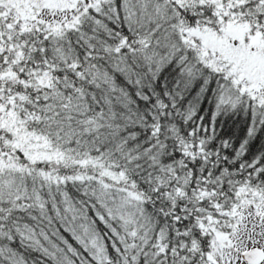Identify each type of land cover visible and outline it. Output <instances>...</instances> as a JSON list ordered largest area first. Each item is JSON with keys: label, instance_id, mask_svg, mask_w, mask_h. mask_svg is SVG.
<instances>
[{"label": "snow or ice", "instance_id": "obj_1", "mask_svg": "<svg viewBox=\"0 0 264 264\" xmlns=\"http://www.w3.org/2000/svg\"><path fill=\"white\" fill-rule=\"evenodd\" d=\"M0 264H264V0H0Z\"/></svg>", "mask_w": 264, "mask_h": 264}, {"label": "trees", "instance_id": "obj_2", "mask_svg": "<svg viewBox=\"0 0 264 264\" xmlns=\"http://www.w3.org/2000/svg\"><path fill=\"white\" fill-rule=\"evenodd\" d=\"M207 107V105H205ZM220 132V138L222 139H229L232 138L234 141L238 144L239 140L244 135V129L240 126L239 122H234L233 119H230L227 121V123L221 122L220 125H218ZM259 148V145H252L251 149L252 151H256Z\"/></svg>", "mask_w": 264, "mask_h": 264}]
</instances>
